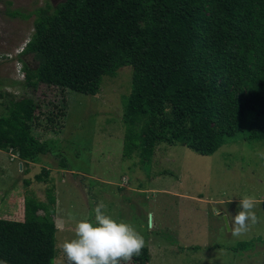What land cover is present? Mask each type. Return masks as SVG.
<instances>
[{
	"label": "trees",
	"instance_id": "trees-1",
	"mask_svg": "<svg viewBox=\"0 0 264 264\" xmlns=\"http://www.w3.org/2000/svg\"><path fill=\"white\" fill-rule=\"evenodd\" d=\"M32 13L22 55L31 54L36 66L23 63L24 85L94 95L103 75L130 66L123 157L148 158L159 143L207 156L249 119L264 116V0H62ZM53 107L37 111L30 97L10 99L0 114V150L25 162L51 153L30 134V123L40 114L53 127L64 113ZM246 136L264 140V127ZM48 178L46 168L33 175L37 182ZM44 193L39 200L25 191L21 220L0 218V260L53 264V187ZM251 244L241 240L231 248ZM148 258L144 247L131 264Z\"/></svg>",
	"mask_w": 264,
	"mask_h": 264
},
{
	"label": "rangeland",
	"instance_id": "rangeland-1",
	"mask_svg": "<svg viewBox=\"0 0 264 264\" xmlns=\"http://www.w3.org/2000/svg\"><path fill=\"white\" fill-rule=\"evenodd\" d=\"M60 1L0 0V114L10 99L20 97L32 98L37 111L54 110L55 105L64 112L53 127L40 114L30 123V134L45 141L51 153L26 162L25 171L18 170L13 154L0 150V218L21 220L25 191L43 200L45 189L52 186L53 264H67L58 245L74 238L76 221L70 217L92 219L101 202L107 215L131 224L144 237L146 264H264V159L258 156L264 140L246 138L250 128L264 127V116L249 119L207 156L159 143L148 158L136 153L123 157L122 114L130 66L103 75L98 92L85 95L43 84L32 89L17 81L13 61L3 56L30 37L35 8L51 10ZM8 10L20 14L10 17ZM20 61L36 66L31 54ZM42 168L49 170L48 181H34ZM24 179L30 181L27 186ZM244 197L255 198L257 222L236 237L229 221L242 210ZM149 212L154 215L149 217ZM241 240H251V247L233 250Z\"/></svg>",
	"mask_w": 264,
	"mask_h": 264
},
{
	"label": "clouds",
	"instance_id": "clouds-1",
	"mask_svg": "<svg viewBox=\"0 0 264 264\" xmlns=\"http://www.w3.org/2000/svg\"><path fill=\"white\" fill-rule=\"evenodd\" d=\"M264 159V152H258ZM104 203H98L92 219H74V238L58 245L66 257L67 264H131L134 257L141 255L145 245L144 237L129 223L117 221L104 211ZM240 210L229 223L232 235L246 234L251 224L257 222L254 197L240 199ZM154 214L148 213L151 217ZM227 219V217H226ZM0 264H7L0 260Z\"/></svg>",
	"mask_w": 264,
	"mask_h": 264
},
{
	"label": "built area",
	"instance_id": "built-area-1",
	"mask_svg": "<svg viewBox=\"0 0 264 264\" xmlns=\"http://www.w3.org/2000/svg\"><path fill=\"white\" fill-rule=\"evenodd\" d=\"M27 41L28 39H26L23 43H21L20 46L15 47L11 52L5 53L3 55L5 57V60L13 61L14 76L16 77L17 81H23L25 77L24 70L22 68V64L20 61V57L22 56V51ZM8 152L10 153V155L12 154L10 151Z\"/></svg>",
	"mask_w": 264,
	"mask_h": 264
},
{
	"label": "crops",
	"instance_id": "crops-1",
	"mask_svg": "<svg viewBox=\"0 0 264 264\" xmlns=\"http://www.w3.org/2000/svg\"><path fill=\"white\" fill-rule=\"evenodd\" d=\"M3 151V150H2ZM14 155V154H13ZM43 155V154H42ZM15 156V155H14ZM15 158H16V156H15ZM17 160H18V164H19V167H18V170L19 171H25L26 170V162L25 161H20L18 158H17ZM29 164H30V162H28ZM22 167H23V170H22ZM10 168V167H9ZM13 173H15V171L13 172H11V174H10V178L8 179V180H11V178L13 177ZM12 176V177H11ZM23 198V197H22ZM22 209V208H21ZM56 230V229H55ZM56 233V231L54 232V234Z\"/></svg>",
	"mask_w": 264,
	"mask_h": 264
}]
</instances>
